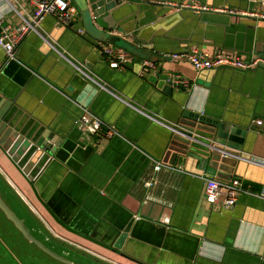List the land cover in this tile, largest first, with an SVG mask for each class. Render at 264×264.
I'll return each instance as SVG.
<instances>
[{
	"label": "crops",
	"instance_id": "obj_1",
	"mask_svg": "<svg viewBox=\"0 0 264 264\" xmlns=\"http://www.w3.org/2000/svg\"><path fill=\"white\" fill-rule=\"evenodd\" d=\"M161 1L184 0H135L119 32L100 29L77 8L71 25L60 28L47 17L37 33H29L18 61L3 63L0 51V102L9 109L8 127L0 128V196L26 225L31 217L19 213L14 200L29 206L40 227H27L55 253L44 241L85 248L120 264H264V66L197 71L185 58H171L221 50L247 61L264 59V19L256 15L261 6L252 0H197L255 15L198 14ZM31 9L27 0H0L1 29H17ZM112 35L121 40L110 43ZM107 45L126 51L132 63L111 69L102 53ZM144 61L154 65L146 76L140 74ZM173 76L187 79L190 87L166 93ZM80 107L123 138L78 130ZM186 112L246 129L241 158L209 176V164L202 170L191 157L198 147H176L164 125L186 128L193 123ZM45 131L61 143L49 158L35 156L28 150L34 147L24 144L25 137ZM149 157L174 170L156 173ZM204 177L239 179L260 197L243 195L233 208L222 209L223 196L215 205L206 201ZM126 229L122 250H115Z\"/></svg>",
	"mask_w": 264,
	"mask_h": 264
},
{
	"label": "built area",
	"instance_id": "obj_2",
	"mask_svg": "<svg viewBox=\"0 0 264 264\" xmlns=\"http://www.w3.org/2000/svg\"><path fill=\"white\" fill-rule=\"evenodd\" d=\"M31 5V11L27 12L25 16L21 17V25L15 30H12L9 26L3 28L0 32V50H3L6 54V64L13 61H18L17 51L21 43L24 41L25 37L33 32L37 33L41 24L47 17H54L58 27H67L78 20L79 11L77 7L73 4L72 0H27ZM261 6L262 12L256 15L264 19V0H252ZM160 5L165 7H172L176 11L189 9L195 13H205L214 12L230 15H243L252 16L253 13H245L238 11L234 8H215L208 5H202L197 0H184L181 4L161 1ZM103 55L107 58L108 65L111 69H120L123 66L132 63V57L125 53V51L117 50L113 46L107 45L102 48ZM185 58L192 67L197 71L208 70L216 67L227 66L230 68L250 71L256 69L261 65H264L263 58H254L249 61L245 59L243 55L238 52H226V51H195L193 53L187 54H174L171 58ZM75 67L84 77L91 80L92 77L86 73L82 67ZM154 69V65L149 61H144L142 64L141 75L146 76L151 70ZM93 80V79H92ZM97 83L96 80H93ZM168 82V81H167ZM169 83L174 86L183 87L188 89L190 87V82L181 76H173L169 78ZM103 88V86H102ZM116 98L120 101L125 99L121 98L117 94H114ZM82 111L81 117L75 122L77 127H82V129H87L91 133H103L105 139H112L114 137L123 138V136L111 125L107 124L101 117L94 114L89 108L80 107ZM154 119V118H153ZM162 123L159 120H156ZM164 124V123H162ZM261 121L258 122L260 126ZM168 128L167 124H164ZM151 163L154 164V171L159 173L162 170H174L173 167L164 165L163 163L149 157ZM254 162V161H251ZM206 182L205 197L206 201L215 205L219 202L220 197H224L225 200L222 205V209L229 210L233 208L239 197L243 195L258 196L259 194L253 193L248 189L244 188L242 182L239 179H231L228 182H221L213 177H204ZM145 187H151V180L144 183Z\"/></svg>",
	"mask_w": 264,
	"mask_h": 264
},
{
	"label": "water",
	"instance_id": "obj_3",
	"mask_svg": "<svg viewBox=\"0 0 264 264\" xmlns=\"http://www.w3.org/2000/svg\"><path fill=\"white\" fill-rule=\"evenodd\" d=\"M85 5V15H87L93 25L96 23L100 29H110L114 32H119L124 31V27H122L123 24L132 16L130 11L131 7L135 6V0H85ZM1 30L0 27V32ZM129 38L134 39L132 35H130ZM109 40L110 43L116 44L121 39L117 35H112ZM4 55L5 59L3 63L6 60V54L4 53ZM76 66L78 68L80 67L79 65ZM263 66L264 65H261L260 67ZM173 87L174 85L169 83L167 87L164 88V91L170 94ZM8 115L9 109L4 110L3 104L0 102V128L2 131L8 127L7 125L9 124V121L6 120ZM184 115L193 123L189 124L186 128H180L176 124L171 125L169 128L170 131L177 136L176 138L174 136L172 139V144L186 151L193 150L192 147L197 146L200 154L198 151H195L198 155L191 154V157L200 162V168L202 170H205V167L209 164V176H215L217 169L229 164L230 159L241 158L240 153L243 151L244 140L248 135L246 129L243 130L237 126H231L226 122L220 123L218 120H213L199 114L186 112ZM80 117H78L75 122ZM78 130H82V127H78ZM197 130L206 132L207 135H200V133L196 132ZM25 138L27 139V142L24 144L27 146H29L28 144H31L32 147H34L33 150L29 148L28 150L35 152V156L41 152L46 153L48 158L52 157L55 150L61 145L59 137L51 131H45L42 134L39 133L37 136L34 135L31 137V139H28L27 137ZM182 138L185 141H182ZM38 160L39 159L36 161ZM0 210L4 213L7 220L15 226L29 243L35 245L41 251L63 264H74L58 255L38 240L25 224V220L20 219L5 203L1 196ZM127 238L128 229L121 234L118 244L114 247L115 250H122Z\"/></svg>",
	"mask_w": 264,
	"mask_h": 264
},
{
	"label": "rangeland",
	"instance_id": "obj_4",
	"mask_svg": "<svg viewBox=\"0 0 264 264\" xmlns=\"http://www.w3.org/2000/svg\"><path fill=\"white\" fill-rule=\"evenodd\" d=\"M74 4V3H73ZM78 9L86 10L85 0H75L74 4ZM16 198V197H15ZM15 208L25 217L29 216L27 225L31 227L34 223L40 227V220L33 218L29 211V206H25L19 199L14 200ZM32 228V227H31ZM45 228V227H44ZM46 230V229H45ZM40 239V237L34 233ZM44 241V239L42 238ZM56 242V241H54ZM54 242L44 243L54 249L66 260L74 264H120L107 258L99 257L88 252L85 248L66 245L56 242L62 248L54 246ZM0 264H63L41 251L35 245L29 243L15 226L7 220L4 213L0 210Z\"/></svg>",
	"mask_w": 264,
	"mask_h": 264
}]
</instances>
